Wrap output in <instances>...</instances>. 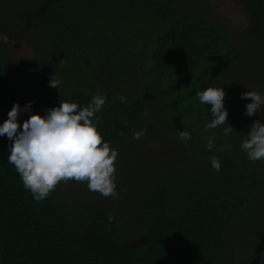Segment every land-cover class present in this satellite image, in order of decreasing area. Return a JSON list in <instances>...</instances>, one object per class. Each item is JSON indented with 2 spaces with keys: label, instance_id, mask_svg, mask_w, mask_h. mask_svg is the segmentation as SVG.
<instances>
[{
  "label": "trees",
  "instance_id": "obj_1",
  "mask_svg": "<svg viewBox=\"0 0 264 264\" xmlns=\"http://www.w3.org/2000/svg\"><path fill=\"white\" fill-rule=\"evenodd\" d=\"M177 1L0 0V125L34 70L7 54L2 37L16 32L34 43L38 68L18 123L62 100L83 108L99 92L106 104L94 123L118 152L115 198L70 180L36 201L0 136V264H264V160L241 149L259 118L245 114L252 101L241 94L264 96V0H240L256 33L246 51L208 13ZM209 87L226 93L228 124L215 129L196 96ZM149 134L171 148L143 150Z\"/></svg>",
  "mask_w": 264,
  "mask_h": 264
},
{
  "label": "clouds",
  "instance_id": "obj_2",
  "mask_svg": "<svg viewBox=\"0 0 264 264\" xmlns=\"http://www.w3.org/2000/svg\"><path fill=\"white\" fill-rule=\"evenodd\" d=\"M7 39L3 37L4 42ZM59 84L60 81L53 76L49 86L58 88ZM196 96L201 104L211 106L213 119L206 124L207 129L228 124L223 88L209 87L196 92ZM249 98L252 102L246 105L247 116H254L264 110V96L255 91L241 94V99ZM118 99L126 102L123 96ZM32 103L29 102L23 108L19 103L13 105L8 119L0 125V136L6 135L12 141L9 164L15 167L33 198L36 201L44 200L61 181L70 180L87 182L90 191L98 192L105 198H115V161L118 152L111 148L110 143L103 141L94 123V120L99 121L95 114L106 104V98L97 92L83 108L75 102L62 100L58 107L47 109L44 116L30 115L21 126L18 117L30 111ZM233 129L231 126L225 127L224 135L230 134ZM133 133V138L139 140L146 135V130H133ZM179 139L187 142L191 135L188 131H180ZM207 148L214 149V135L208 137ZM241 149L247 153L250 161L264 160V123L254 121ZM211 166L217 172L220 171L221 162L216 156L211 157ZM108 220L111 223L114 217L109 216Z\"/></svg>",
  "mask_w": 264,
  "mask_h": 264
},
{
  "label": "rangeland",
  "instance_id": "obj_3",
  "mask_svg": "<svg viewBox=\"0 0 264 264\" xmlns=\"http://www.w3.org/2000/svg\"><path fill=\"white\" fill-rule=\"evenodd\" d=\"M177 4L180 8H197L208 13L221 27L226 29L239 43L243 51H246L251 46V42L254 40L255 28L252 20L249 18L246 9L244 8L240 0H178ZM7 37L6 51L12 59L21 65L24 71H27L30 67H34V70H28L29 75L27 81L22 79L18 82L16 88V94L19 101H15L24 107L29 102V96L32 95L30 88V81L35 80V73L38 68L35 66L36 49L34 43L30 40L24 39L23 36L14 32L13 34H6L3 37ZM2 37V41L3 40ZM26 64V65H25ZM27 71V72H28ZM34 76V77H33ZM12 104V107L13 105ZM12 107L7 111L5 119H8V113ZM258 120L264 123V110L257 113ZM156 135L149 134V137L143 141L142 149L147 152H155L157 150H166L171 148V142H164L157 140ZM139 155V152L137 151ZM260 211L263 213V220L260 225V229L264 225V201L260 204Z\"/></svg>",
  "mask_w": 264,
  "mask_h": 264
}]
</instances>
